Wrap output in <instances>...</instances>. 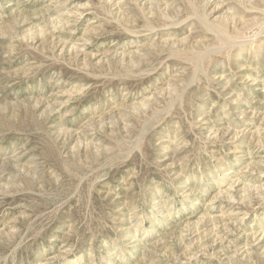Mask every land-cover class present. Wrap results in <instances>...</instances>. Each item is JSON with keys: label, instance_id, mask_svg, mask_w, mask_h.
I'll return each mask as SVG.
<instances>
[{"label": "rangeland", "instance_id": "1", "mask_svg": "<svg viewBox=\"0 0 264 264\" xmlns=\"http://www.w3.org/2000/svg\"><path fill=\"white\" fill-rule=\"evenodd\" d=\"M0 264H264V0H0Z\"/></svg>", "mask_w": 264, "mask_h": 264}]
</instances>
